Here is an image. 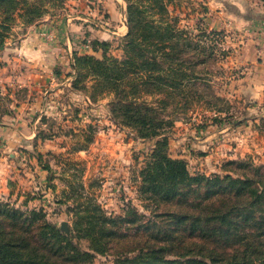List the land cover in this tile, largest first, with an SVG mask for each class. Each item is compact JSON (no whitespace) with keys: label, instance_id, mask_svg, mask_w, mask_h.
<instances>
[{"label":"rangeland","instance_id":"obj_1","mask_svg":"<svg viewBox=\"0 0 264 264\" xmlns=\"http://www.w3.org/2000/svg\"><path fill=\"white\" fill-rule=\"evenodd\" d=\"M27 1L40 4L38 0ZM118 1L127 13L128 2ZM129 1L142 11L144 21L176 26L182 29L179 37L182 43H194L193 47L199 43L195 51L189 44L187 53L183 54L182 71L208 79V85L187 82L179 89L183 93L174 94L170 87L162 94L140 98L159 107V120L170 122L162 130L163 138L167 137L169 141L170 157L184 160L192 176L237 177L241 172L229 164L232 161H251L264 167V146H261L264 140L255 139L250 131L255 125L259 131H264V107L246 103L236 96L234 90L239 87L242 73L231 59L246 37L244 33L248 26L241 23L243 18L263 11L264 0H166L164 16L160 13V4L154 0ZM84 2L64 0L60 5H52L49 0H43L45 12L36 23L54 20L53 26L59 29L62 27L60 21L64 24L67 19L74 53L101 59L88 51L104 42L108 43L106 55L109 58L122 59L124 43L121 40H103L99 39L101 34H96L105 30L102 25L112 29L111 25L102 23L109 18L106 3L117 6L116 18L126 23L127 17L124 20L120 16L117 0H87L86 3L95 9L94 14L84 11ZM25 22L16 16L5 44L0 47V123L15 127L18 114L29 116L30 113L26 121L39 115L36 127L42 139L48 138L55 144L48 151L44 144L39 145V151H46L41 153L34 142L28 141L24 151L11 152L8 147L11 142L13 145L16 142L0 139V188L8 187L10 191L9 196L0 197V203H8L22 211L42 210L47 221L57 226L75 246L86 251H90V242L77 236L76 222L79 216L96 215L97 212L90 208L91 203L112 216H121L128 206H132L157 222L162 218L153 217L156 213L178 210L177 205H166L151 213L153 206L145 200L140 189L141 171L157 139H142L136 129L114 120L109 108L114 94L94 88L95 77L86 75L89 65L84 69L83 77H77L73 58L65 77L55 78L22 59L17 48L30 27L36 24ZM203 31L209 37L201 38ZM165 62V68L169 69L164 75L172 76L169 60ZM68 75L71 78L68 79ZM74 82L77 86H73ZM195 83L197 85L192 86ZM59 85L62 91L49 97L46 91ZM50 98L58 102L59 107L43 108L41 115L37 105ZM2 131L6 130L0 128V133ZM40 167L45 170L43 180L41 176L36 177L43 173ZM63 222L67 224L68 232L61 229ZM135 253L131 255L135 256ZM114 259L110 253L95 254L93 263L113 264Z\"/></svg>","mask_w":264,"mask_h":264},{"label":"trees","instance_id":"obj_2","mask_svg":"<svg viewBox=\"0 0 264 264\" xmlns=\"http://www.w3.org/2000/svg\"><path fill=\"white\" fill-rule=\"evenodd\" d=\"M38 1L0 0V47L16 16L30 25L42 18L44 4ZM126 1L124 57L109 58L108 43L101 42L102 47L92 46L94 52H103L101 59L74 53L75 69L77 77H83L89 65L86 75L95 77L94 88L114 94L109 104L114 120L136 129L142 139H157L141 171L140 189L153 206L151 213L166 205H177L178 210L156 213L153 217L162 218L157 222L132 206L123 215L112 216L91 203L96 215L79 216L76 222L77 236L90 242L86 251L47 221L42 210L22 211L0 203V264H94L95 254L108 253L115 258L113 264H264V167L232 161L229 164L241 172L237 177L192 176L184 160L168 153L169 141L162 130L170 122L159 120V107L140 100L170 87L174 94L183 93L179 89L184 83L208 85V79L182 71L189 44L195 51L199 43L196 47L182 43V29L144 21L142 11ZM154 1L164 16L166 0ZM203 32L201 38L209 37ZM167 59L172 74L168 77L164 75Z\"/></svg>","mask_w":264,"mask_h":264},{"label":"crops","instance_id":"obj_3","mask_svg":"<svg viewBox=\"0 0 264 264\" xmlns=\"http://www.w3.org/2000/svg\"><path fill=\"white\" fill-rule=\"evenodd\" d=\"M81 0H75V2H80ZM83 9L88 14H94V8H92L89 4H87V0H84ZM103 1V0H100ZM117 4L120 6V16L126 19L125 7L117 0ZM106 3V2H104ZM109 11V18L105 19L102 23L104 25H111L112 29L104 28L102 25L101 28L105 29L104 31L99 30L96 34H101L99 39L108 40V38H116L121 40L128 33L127 21L126 23L119 18L117 19V6L113 7L111 4L106 3ZM263 6V5H262ZM264 7V6H263ZM94 9V10H93ZM259 10V9H257ZM257 12V11H256ZM256 13L257 15H253L250 17H244L241 23L246 24L248 29L245 30V39L242 41V45L237 50V53L234 54L232 59V64L238 68H241L242 78L237 86V90L234 91L237 93V97L244 100L246 103H251L258 105L263 109L264 107V9L263 11L259 10ZM102 18V15L101 17ZM86 19H91L90 17H86ZM59 22V21H58ZM54 20H42L39 23H36L34 26L30 27L29 31L25 34L24 38L21 40L18 48L17 54L22 59H25L26 62L33 63L43 72H47L56 76L65 77V71L67 70V66H69V62L74 58V52L72 48V39H70L69 33L70 30L67 31V19L64 20L60 25L64 27H59L56 29L53 26ZM122 23V24H121ZM53 30V33H51ZM61 30H64L62 32ZM93 53L97 56H103V52H94L92 47L88 53ZM70 66L71 63H70ZM73 67V66H72ZM75 70V68H74ZM67 72V71H66ZM68 73V72H67ZM71 78V75H68V79ZM67 79V80H68ZM55 81V79H53ZM57 86V85H56ZM59 85L58 87L52 89V91L48 90L46 93H49V97L52 94H58L62 91V88ZM48 100L44 104H38L37 106L41 109L40 113L43 114V108H54L59 107L58 102H54L52 98ZM39 114V113H38ZM30 116V113H29ZM29 116L17 115V123L14 126L7 125V123H0V128H3L6 131H2L0 133V139H10L11 141H15V145L11 142V146L8 149L13 152V150L21 152L24 151L25 143H29L28 141L34 142L36 149H39V145L44 144L49 150L51 146H54L55 142L46 138L42 139V134L37 129L36 125L39 122L41 116L33 115L29 121H26ZM26 119V120H25ZM258 121V120H257ZM14 124V123H13ZM32 124V126H30ZM255 139L264 140V131H259L258 126L255 125L254 130L250 129ZM2 136V137H1ZM27 141V142H26ZM47 141V142H45ZM54 142V143H53ZM264 144V143H262ZM264 146V145H261ZM54 150H59L58 147H54ZM264 151V149H263ZM41 153L46 151H39ZM49 153V152H48ZM12 155V153H9ZM41 171L43 173H39L36 177L41 176L43 180V175L45 170ZM46 177H44L45 179ZM40 179V180H41ZM1 181V176H0ZM6 190V191H5ZM10 191L9 188L1 189L0 188V197L3 195L9 196Z\"/></svg>","mask_w":264,"mask_h":264},{"label":"water","instance_id":"obj_4","mask_svg":"<svg viewBox=\"0 0 264 264\" xmlns=\"http://www.w3.org/2000/svg\"><path fill=\"white\" fill-rule=\"evenodd\" d=\"M61 229H62L63 231H66V232H68V231H69V229H68V226H67L66 222H63V223H62V227H61Z\"/></svg>","mask_w":264,"mask_h":264},{"label":"built area","instance_id":"obj_5","mask_svg":"<svg viewBox=\"0 0 264 264\" xmlns=\"http://www.w3.org/2000/svg\"><path fill=\"white\" fill-rule=\"evenodd\" d=\"M86 47H88L89 48V46L87 45Z\"/></svg>","mask_w":264,"mask_h":264}]
</instances>
